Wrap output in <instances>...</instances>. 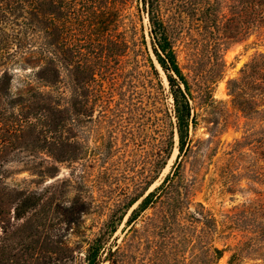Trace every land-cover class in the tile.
I'll list each match as a JSON object with an SVG mask.
<instances>
[{"label": "trees", "instance_id": "16d2710c", "mask_svg": "<svg viewBox=\"0 0 264 264\" xmlns=\"http://www.w3.org/2000/svg\"><path fill=\"white\" fill-rule=\"evenodd\" d=\"M201 2L192 12L211 30L212 60L219 80L226 68L219 51L227 41L264 31V0H238L234 24L227 22L222 28L217 10ZM165 4L164 0H0V264H71L76 253L83 254L84 264H125V245L136 232L139 218L164 202L161 230L199 224L206 239L207 264H217L224 256L225 250L214 244L217 219L181 192L178 162L157 188L149 191L158 177L146 181L143 192L128 203L127 211L133 210L127 229L108 250L123 218L92 238L75 232L82 239L71 247L56 228L63 223L78 230L91 205L79 194L65 206L55 195L48 197V188H41L57 176L62 164L83 162L87 169L84 161L90 158V148L80 135L88 134L95 106L106 122L122 97L133 96L134 90L124 91L123 84L132 83V74L143 63L160 79L147 52L146 18L153 54L174 101L179 157L191 150V131L198 122L195 98L178 62L174 21ZM228 85L233 102L251 116V182L263 187L264 52L253 56ZM205 97L215 102L212 87L206 89ZM107 148L95 153L92 161H110L116 148L112 142ZM15 162L21 166L18 172L29 177L10 185L8 180L16 174L10 166ZM86 174L83 170L80 179ZM251 230L255 234L251 251L256 252L264 247V197L251 201ZM237 258L235 252L228 264H237Z\"/></svg>", "mask_w": 264, "mask_h": 264}, {"label": "rangeland", "instance_id": "374dc122", "mask_svg": "<svg viewBox=\"0 0 264 264\" xmlns=\"http://www.w3.org/2000/svg\"><path fill=\"white\" fill-rule=\"evenodd\" d=\"M164 1L166 12L174 21L173 45L178 62L195 98L198 122L191 131V150L179 157L174 101L166 76L153 54L146 18L147 52L154 60L160 79L143 63L140 70L132 74L135 76L132 83L123 84L124 91L134 90L133 96L118 99L106 122L99 118V108L94 105L95 111L86 129L88 134L80 135L90 148V158L88 162L84 161L87 169L82 167L83 162L62 164L57 176L47 179L41 186L48 188V197L55 195L65 206L82 194L91 210L83 216L78 230L60 223L56 231L74 247L82 239L75 232L92 238L101 230L112 228L121 217L123 220L117 223L118 229L106 247L108 250L114 238H119L120 242L123 230L127 229L126 222L133 210L127 211L128 203L143 192L146 181L158 177L149 191L157 188L178 162L177 179L181 192L187 193L194 206L201 203L218 221L214 244L225 253L217 264H228L235 252H238L237 264H264V247L251 251V238L255 235L251 230V201L264 197V186L251 182V116L233 102L228 85L240 76L253 56L264 52V31L249 34L242 40L225 42L218 57L224 58L226 68L217 80L219 72L212 60L211 30L201 24L192 11L201 1L205 7L213 6L222 28L227 22L234 24L238 0ZM141 35L138 26L136 37L139 41ZM140 59L145 62L144 57ZM208 87L213 88L214 103L205 97ZM110 142L116 148L112 159L92 161L95 153L107 151ZM10 167L16 173L8 180L10 185L29 177L28 173L18 172L21 167L18 163ZM83 170L87 171L84 180L80 179ZM166 207L164 202L149 208L139 218L136 232L128 237V245H125V264H207L203 252L206 239L201 225L185 223L170 231L159 228ZM61 213L64 221L66 210L63 208ZM75 257L71 264H84L83 254L76 253Z\"/></svg>", "mask_w": 264, "mask_h": 264}, {"label": "water", "instance_id": "95a60500", "mask_svg": "<svg viewBox=\"0 0 264 264\" xmlns=\"http://www.w3.org/2000/svg\"><path fill=\"white\" fill-rule=\"evenodd\" d=\"M135 208V207H134Z\"/></svg>", "mask_w": 264, "mask_h": 264}]
</instances>
